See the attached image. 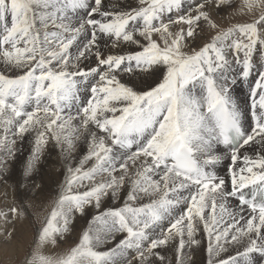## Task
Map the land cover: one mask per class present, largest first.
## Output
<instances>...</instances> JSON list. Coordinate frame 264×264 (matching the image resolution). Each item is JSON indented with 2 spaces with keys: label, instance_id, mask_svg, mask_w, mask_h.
<instances>
[{
  "label": "snow or ice",
  "instance_id": "6c2138e0",
  "mask_svg": "<svg viewBox=\"0 0 264 264\" xmlns=\"http://www.w3.org/2000/svg\"><path fill=\"white\" fill-rule=\"evenodd\" d=\"M0 182L19 264H264V0H0Z\"/></svg>",
  "mask_w": 264,
  "mask_h": 264
},
{
  "label": "rangeland",
  "instance_id": "374dc122",
  "mask_svg": "<svg viewBox=\"0 0 264 264\" xmlns=\"http://www.w3.org/2000/svg\"><path fill=\"white\" fill-rule=\"evenodd\" d=\"M214 19L216 23H218L221 27H228L232 23L244 22L243 19H229L228 16L224 12H221V14L217 17H214ZM245 96H246V92H245ZM9 183H12V181H10ZM55 190H56V185L54 188H45L42 193H39V195L37 194H33V195H36L37 202L43 201V204L47 205L48 200L44 198L50 197V195L53 192H55ZM5 192H7L8 202H11V200L13 199V193L11 189L8 187V185H5L1 182L0 183V206H2L3 204V198H4ZM33 195H30L29 197H27L25 194H23L22 198L29 200L31 199ZM32 215H33L32 223H37V221L35 220V213H32ZM76 237H77L76 232L69 234L66 242H62L54 251H51L48 254L54 255L72 246L73 242L76 240ZM32 239H33L32 224H30L27 220L18 222L17 240H16L15 247L11 248V251H10L9 250L10 249L9 247H11L10 245H8L9 247H7L3 243H0V264H19L20 260L23 258L24 252L31 245Z\"/></svg>",
  "mask_w": 264,
  "mask_h": 264
},
{
  "label": "bare ground",
  "instance_id": "6f19581e",
  "mask_svg": "<svg viewBox=\"0 0 264 264\" xmlns=\"http://www.w3.org/2000/svg\"><path fill=\"white\" fill-rule=\"evenodd\" d=\"M245 92L246 91H243L240 94L242 96H245ZM27 147L28 146L25 145L26 149H27ZM42 163H43V170H42V172L38 173V176H37V179H36L35 183H42L43 186H44V189L45 188H54L55 185L57 187L58 181L60 179H62V177H60V175H59L60 162H59V160L57 158V155L53 154V155L49 156L46 153L45 154V160ZM18 167H19V165H18ZM21 193H22V195L25 194L27 197H29L30 195L35 194L33 192L23 193V190H21ZM37 195H39V194H37ZM80 227H81V222H78L77 223V227H76V234H78ZM15 245H16V241H14L10 245L11 247H9V246H7V247H9L10 248L9 250L11 251V248L15 247ZM196 260H197L198 264H204V262L206 261V254L198 253L197 256H196Z\"/></svg>",
  "mask_w": 264,
  "mask_h": 264
}]
</instances>
